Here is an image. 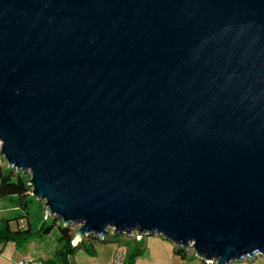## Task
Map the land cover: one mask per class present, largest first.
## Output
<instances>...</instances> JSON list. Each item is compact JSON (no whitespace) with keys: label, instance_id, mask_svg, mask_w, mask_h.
<instances>
[{"label":"water","instance_id":"1","mask_svg":"<svg viewBox=\"0 0 264 264\" xmlns=\"http://www.w3.org/2000/svg\"><path fill=\"white\" fill-rule=\"evenodd\" d=\"M0 154L73 244L264 256V0H0Z\"/></svg>","mask_w":264,"mask_h":264},{"label":"trees","instance_id":"2","mask_svg":"<svg viewBox=\"0 0 264 264\" xmlns=\"http://www.w3.org/2000/svg\"><path fill=\"white\" fill-rule=\"evenodd\" d=\"M0 160V199H10L13 201L14 208L22 211L16 219H26V226L18 225L15 229L10 227V219H7L4 226L0 228V241L7 242L11 240L17 244H21L29 240L43 238L55 231L58 240L57 255L60 264H74L72 260L73 255L78 249H83L85 252L93 254L95 251L94 243L99 240L90 235L84 237L77 244H73L72 240L76 231V226L74 225L63 226L60 219L47 216L41 220L38 226L33 227L34 219L29 215L30 205L34 199L31 195L32 188L28 185L30 175L18 172L12 167L2 166L3 160L1 157ZM133 237H121L120 235L109 234L105 235L101 242H115L119 247L120 245H127L124 264H133L136 256L144 248L141 242L144 236L139 240ZM173 249L181 259L189 257L190 250H185L176 245H174ZM201 264L207 263L202 261Z\"/></svg>","mask_w":264,"mask_h":264},{"label":"crops","instance_id":"3","mask_svg":"<svg viewBox=\"0 0 264 264\" xmlns=\"http://www.w3.org/2000/svg\"><path fill=\"white\" fill-rule=\"evenodd\" d=\"M38 240L41 239L39 238ZM37 241L29 240L21 244H17L14 241H10L12 243L0 241V264H20V261L25 258H34L43 264H47V262L60 264L57 249L53 254L47 251L42 252V243ZM141 242L144 248L136 256L133 264H186L188 260V258L181 259L174 252V244L161 236H144ZM118 247H107V245L103 244L96 246L93 254L86 252L89 256L96 259V261H88V264H107ZM74 257L75 254L72 259L74 264H83V262H78Z\"/></svg>","mask_w":264,"mask_h":264},{"label":"rangeland","instance_id":"4","mask_svg":"<svg viewBox=\"0 0 264 264\" xmlns=\"http://www.w3.org/2000/svg\"><path fill=\"white\" fill-rule=\"evenodd\" d=\"M1 159L3 160L1 165L7 167V163L4 159V156L0 154ZM29 175V173H27ZM13 201L10 199H0V228L4 226L6 223L7 219H10V227L15 229L18 225L21 226H26V219L25 218H20L16 219V217L22 213L20 209L16 210L13 206ZM29 215L34 219L33 222V227H36L39 225L41 220L46 217L45 213V205L43 201L37 200L35 197L30 205L29 209ZM109 233L106 234L109 235L111 234V230L108 231ZM112 235V234H111ZM121 237H125L124 235H120ZM147 236V235H144ZM134 238V237H133ZM41 240L33 239L30 241H37L42 243L41 250L42 252L47 251L53 254V252L58 248V240L56 238V232L54 231L53 233L44 236L43 238H40ZM11 241V240H10ZM9 243H12L10 242ZM172 243V242H171ZM100 244L107 245V247H118L119 245L115 242H101L97 241L94 243V246H98ZM1 245V244H0ZM121 248L127 249V245H120ZM188 260L186 264H201V260L197 258L194 255V252L192 250L189 251L188 255ZM78 262H83V264H88V261H96L95 258L89 256L83 249H78L75 252V257ZM94 259V260H93ZM109 262V261H108ZM47 264H51L50 262H47ZM229 264H264V256L258 255L254 259H243L241 261H231Z\"/></svg>","mask_w":264,"mask_h":264},{"label":"built area","instance_id":"5","mask_svg":"<svg viewBox=\"0 0 264 264\" xmlns=\"http://www.w3.org/2000/svg\"><path fill=\"white\" fill-rule=\"evenodd\" d=\"M1 162V160H0ZM132 236H134L137 240H139L142 236L133 232ZM125 249L119 247L112 255L111 259L107 264H124L125 261ZM20 264H43L42 262L35 260L34 258H25L20 261Z\"/></svg>","mask_w":264,"mask_h":264}]
</instances>
